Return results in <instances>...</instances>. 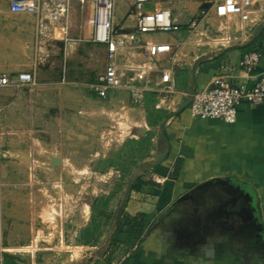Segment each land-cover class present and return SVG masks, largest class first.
<instances>
[{
	"label": "crops",
	"instance_id": "0c3cea01",
	"mask_svg": "<svg viewBox=\"0 0 264 264\" xmlns=\"http://www.w3.org/2000/svg\"><path fill=\"white\" fill-rule=\"evenodd\" d=\"M3 1L0 7V78L15 80L17 75L28 73L33 75L36 86L0 87L3 130L0 147L4 155L0 168L3 180L1 210H19L20 205H10V196L17 190L9 187L27 186V178L36 179L33 173L24 179L18 173L38 169L36 153L63 155L51 161V167L56 168L49 170L56 174L59 167L71 161L64 155L75 153L73 147L81 146L92 153V145L98 139L83 135L81 130L85 127L82 124L88 121L92 125L97 121L100 126L110 127L111 124L104 122L114 118L120 129L115 127L116 131H109L111 146L117 148L119 139L122 146L129 135L138 134L154 148L155 157L159 150L166 151L167 156L157 167L143 170L132 182L122 211L123 200L119 205L105 253L102 251L95 258H89L85 264H264V251L251 237L245 236L243 227L240 229L224 218L211 217L210 220V215L204 214V210L210 211L215 205L213 197L220 190L217 186L209 191L191 193L213 179L232 178L243 182L257 195L264 228V102L255 107L240 104L232 125L218 120L192 119L188 108L169 118L186 103L189 95L200 92L215 77L222 76L235 86L249 87L254 78L264 72V0H251L250 18L255 23L246 28L244 35L238 16L219 18L210 7L202 8L204 4L199 1L148 3L146 11L157 6L167 7L178 30L164 33L171 34L164 42L148 38L156 33L138 36L117 57V63H144L146 59L139 48L142 43L169 45L171 50L155 61V71L150 75L154 80L151 87H156L161 73H168L176 94L161 99L150 90L139 106L130 102L124 90L111 91L102 100L87 88L107 61L105 46L91 42L92 27L88 23L94 15L91 3L85 2L82 7L75 2L71 4L72 14L79 19L69 23V34L77 39L76 44L70 45L67 55L61 57L55 50H46L55 43L47 41L46 45L39 41L41 32L45 31L48 36L54 33L51 32L53 23L47 16L13 14L9 11V0ZM133 4L134 0L117 1L113 20L117 35L135 34V22L128 18ZM191 23L195 26L191 27ZM256 28L259 31L253 34ZM57 30L59 28L55 32ZM42 50L45 53H41ZM252 53H257L260 60L247 75L240 62ZM42 58L46 65L38 62ZM164 122L166 143L159 148L158 137ZM92 128L96 127H89V130L93 131ZM54 140L58 143L54 144ZM7 154L22 156L25 161L2 162ZM153 176L163 182L154 183ZM18 193L20 195L21 191ZM185 195L191 199L180 201ZM126 219L143 220V232L138 239L126 233L123 225ZM4 228L1 221V233ZM11 248L21 246H8ZM7 257L19 264L10 255H5L4 263Z\"/></svg>",
	"mask_w": 264,
	"mask_h": 264
},
{
	"label": "rangeland",
	"instance_id": "374dc122",
	"mask_svg": "<svg viewBox=\"0 0 264 264\" xmlns=\"http://www.w3.org/2000/svg\"><path fill=\"white\" fill-rule=\"evenodd\" d=\"M1 2L4 1L0 0V7ZM73 2L82 7L77 0H72L67 15H52L57 11L56 5H52V10L44 16L53 23L54 29L51 32L54 33L48 36L44 31L38 35L39 41L46 42V45L49 44L47 41L55 43L53 47L47 46L46 50H55L61 57L67 55L70 45L76 44L74 41L77 38L69 34V23L79 19V16L71 12ZM56 28L59 30L55 32ZM169 36L171 34L156 33L148 38L164 42ZM41 53L45 52L42 50ZM38 62L43 63V58ZM60 71L63 75V69ZM107 119L104 123L111 124L110 127L100 126L97 121H93L92 125L88 121L82 124L85 127L81 130L83 135L93 136L95 141L98 139L94 147L92 145V153L83 150L81 146L73 147L75 153L64 155L69 156L71 161L53 174L49 170L56 168L51 167L52 159H60L63 155L40 151L34 157L39 162L38 169L18 171L22 179L31 173L36 175V179L33 177L31 181V178H27V186L10 185V189L17 190L9 200L12 206L20 205L19 210H16L17 215L9 208L1 210L3 180L0 169V248L3 249V264L5 255L12 256L19 264H85L89 258H95L102 251L105 253L106 241L110 240L115 228L116 215L129 176L136 169L143 172L147 164L155 161L154 148L147 145L138 134L129 135L131 138L128 137L122 146L119 144V136L118 147L111 146L109 131H116L115 127L119 130L120 125L117 119ZM89 127L96 128L90 131ZM57 143L58 140H54V144ZM19 160L25 161V158L7 154L2 162ZM1 221L5 226L2 233ZM19 245L21 248L8 249V246Z\"/></svg>",
	"mask_w": 264,
	"mask_h": 264
},
{
	"label": "built area",
	"instance_id": "2783aa9c",
	"mask_svg": "<svg viewBox=\"0 0 264 264\" xmlns=\"http://www.w3.org/2000/svg\"><path fill=\"white\" fill-rule=\"evenodd\" d=\"M72 0H9V11L13 14H26L43 16L52 10L56 5L57 10L52 15H67L69 4ZM80 4L89 2L94 7V15L88 23L92 27L91 42L103 45L106 48V65L98 73L94 82L87 85L88 90L98 99H106L111 91L124 90L128 93L130 102L139 106L142 104L145 94L153 90L161 99L175 96L176 91L171 84L168 73H161L155 82L156 87H151L154 80L150 76L155 71L153 67L160 55L168 53L171 49L167 44L142 43L139 48L146 61L141 64H133L126 61L121 65L117 63V57L129 46L138 36L150 33H172L178 30V26L171 21V12L167 7H155L152 11H146L145 7L153 1L155 5H161L173 1L183 0H134L133 10L128 18L135 22V34L117 35L113 30L115 5L119 0H77ZM192 1V0H190ZM201 4H209L215 15L219 18L238 16L241 20V32L244 35L246 28L255 23L251 19V0H196ZM195 23H191L194 27ZM260 56L252 53L243 57L240 67L250 75L259 63ZM249 86H235L226 81L222 76L213 78L200 92L189 95L191 102L188 106L192 119L197 120H218L224 124L232 125L236 121L237 107L245 103L248 106H259L264 102V72L254 78ZM15 86L29 87L36 86L33 75L21 73L15 80L5 76L0 78V87ZM158 108V105L156 106ZM3 137L0 117V144ZM4 155L1 154L0 159ZM161 184L163 179H153ZM3 249L0 248V264H3Z\"/></svg>",
	"mask_w": 264,
	"mask_h": 264
},
{
	"label": "flooded vegetation",
	"instance_id": "af4514ba",
	"mask_svg": "<svg viewBox=\"0 0 264 264\" xmlns=\"http://www.w3.org/2000/svg\"><path fill=\"white\" fill-rule=\"evenodd\" d=\"M216 186L220 190L213 197L216 199L215 205L210 211L204 210V214L210 215V220L211 217L224 218L239 228L243 227V229H240L246 231L245 236L251 237L256 245H260L264 234L260 232L258 223L261 221L256 193L247 184L232 178H224L223 182L209 184L196 192L209 191V189ZM245 193L250 194L249 198ZM255 218H257V221Z\"/></svg>",
	"mask_w": 264,
	"mask_h": 264
},
{
	"label": "water",
	"instance_id": "95a60500",
	"mask_svg": "<svg viewBox=\"0 0 264 264\" xmlns=\"http://www.w3.org/2000/svg\"><path fill=\"white\" fill-rule=\"evenodd\" d=\"M209 7H210L209 4H204V5H202V8H209ZM258 31H259V28H256V29L253 31V34L257 33ZM244 46H246V45H244ZM190 102H191V99H188V100L186 101V103H185L182 107H180V108L178 109V111H176L175 113H173L172 115H170L169 118H171V117H173V116H175V115L181 113L183 110H185L186 108H188ZM166 121H167V120H166ZM165 123H166V122L163 123V125H162V127H161V131H160V135H159V137H158V147H159V148H161V145H162V144L164 145V144L166 143V142H165L164 129H163V126H164ZM166 156H167V152H166V151H164V150H159V151H157V152H156L155 161H154L153 163L148 164V166H147L146 169L157 167L158 165H160V164L164 161V159H165ZM141 173H142V170H141V169H137V170H135V171L129 176V178H128L127 182H126V188H125V193H124V199H123V201H122V204H121V206H120V209L123 207V205H124V203H125V200H126L127 196H128L129 193H130V188H131L132 182H133V181H134L139 175H141ZM218 182H223V179H213V180H209V181H207V182H205V183H203V184L197 186L193 191H191V193H195L197 190H199V189H201L202 187H205V186H207V185H209V184L218 183ZM245 194H247L246 196H247V198H249L250 194H249V193H245ZM189 198L191 199V197H190L189 195H185L180 201H182V200H186V199H189ZM249 200H250V199H249ZM259 217H260V215H259ZM255 219H256V221H257V218H255ZM258 223H259V225H260V226H259V228H260V232H261L262 234H264V228H263V225L261 224V222H258ZM259 247L264 251V238H263V240L260 242Z\"/></svg>",
	"mask_w": 264,
	"mask_h": 264
},
{
	"label": "trees",
	"instance_id": "16d2710c",
	"mask_svg": "<svg viewBox=\"0 0 264 264\" xmlns=\"http://www.w3.org/2000/svg\"><path fill=\"white\" fill-rule=\"evenodd\" d=\"M251 45L250 47H252ZM123 225L126 229V233L129 234L130 237L138 239L143 232V220L138 219H126L123 222ZM4 264H16L12 258L7 257Z\"/></svg>",
	"mask_w": 264,
	"mask_h": 264
}]
</instances>
